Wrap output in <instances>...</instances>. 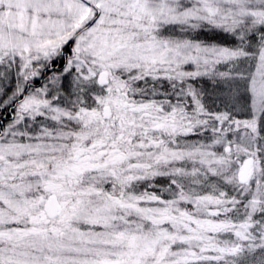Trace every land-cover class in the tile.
Segmentation results:
<instances>
[{
    "label": "snow or ice",
    "instance_id": "snow-or-ice-1",
    "mask_svg": "<svg viewBox=\"0 0 264 264\" xmlns=\"http://www.w3.org/2000/svg\"><path fill=\"white\" fill-rule=\"evenodd\" d=\"M0 264H264V0H0Z\"/></svg>",
    "mask_w": 264,
    "mask_h": 264
},
{
    "label": "trees",
    "instance_id": "trees-1",
    "mask_svg": "<svg viewBox=\"0 0 264 264\" xmlns=\"http://www.w3.org/2000/svg\"><path fill=\"white\" fill-rule=\"evenodd\" d=\"M215 39H216L217 41H219V40L222 39V38H221V37H216Z\"/></svg>",
    "mask_w": 264,
    "mask_h": 264
}]
</instances>
